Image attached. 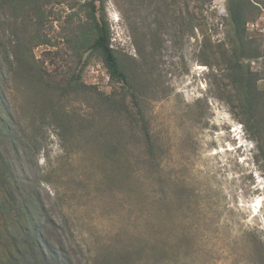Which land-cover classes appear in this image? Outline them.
<instances>
[{
  "label": "rangeland",
  "instance_id": "1",
  "mask_svg": "<svg viewBox=\"0 0 264 264\" xmlns=\"http://www.w3.org/2000/svg\"><path fill=\"white\" fill-rule=\"evenodd\" d=\"M61 2L46 21L55 46L33 54L50 73L83 69L93 89L75 100L47 89L48 77L10 70L14 19L0 20V161L32 202L48 263L264 264V149L219 91L226 0H106L112 45L139 81L160 146L157 170L143 135L106 104L120 87L104 64L74 57L70 40L100 1ZM248 33L257 56L245 65L264 91V10ZM58 51L60 68L49 59Z\"/></svg>",
  "mask_w": 264,
  "mask_h": 264
},
{
  "label": "trees",
  "instance_id": "2",
  "mask_svg": "<svg viewBox=\"0 0 264 264\" xmlns=\"http://www.w3.org/2000/svg\"><path fill=\"white\" fill-rule=\"evenodd\" d=\"M61 1L0 0V20L8 12L14 19L11 40H14L15 44L11 54L7 56L10 70L18 71L21 76L25 74L33 77L39 82H44L48 77L49 82L45 87L58 93L60 99L69 101L78 99L82 94H90L93 89L83 82V69L79 72L75 69L68 70L66 64L64 67H67V71L63 69L59 72L56 69V73H50L45 68V61L40 62L33 54L35 47L55 46L46 31V25L48 18L54 13L53 8L62 3ZM99 1L101 11L98 12L92 3L86 20L79 24L70 40L74 57L79 62L83 56L88 55V62L100 59L104 64L112 83L120 87L105 96L106 104L120 114L123 126L127 125L135 130L134 133L143 135L147 145V160L152 168L157 170L160 166V146L150 129L139 81L129 64L119 56L112 45L111 27L103 13L106 0ZM226 2L230 25L229 46L225 48L219 45L222 48L219 53L221 62H218L222 84L219 91L221 98L227 100L232 112L257 142L258 148L263 150L260 141L264 139V91L258 89L259 78L245 65V61L257 56V51L252 49L249 42L248 25L264 10V0ZM0 27H3V24H0ZM49 59L52 64L58 65V68L61 61L66 60L60 51L50 53ZM51 76H54L52 80ZM60 76L61 80L58 79ZM113 154L112 150H106L107 156L114 157ZM0 162V264H49L46 253L39 247L38 218L29 206L32 202L28 203L20 197L17 189L10 183L6 170L2 171V161ZM2 232L6 241H1Z\"/></svg>",
  "mask_w": 264,
  "mask_h": 264
}]
</instances>
